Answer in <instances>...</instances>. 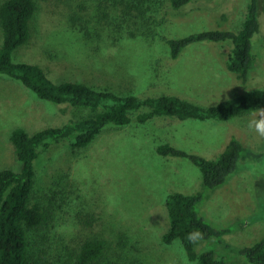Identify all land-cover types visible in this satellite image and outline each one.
I'll return each mask as SVG.
<instances>
[{
	"label": "rangeland",
	"instance_id": "1",
	"mask_svg": "<svg viewBox=\"0 0 264 264\" xmlns=\"http://www.w3.org/2000/svg\"><path fill=\"white\" fill-rule=\"evenodd\" d=\"M35 1L31 38L15 50L12 61L39 65L55 83L84 82L138 97L166 94L202 107L264 89V0H256L259 30L252 38L254 62L246 83L226 67L229 41L196 42L172 60L163 36L180 38L216 29L237 32L250 0H193L177 14L171 11L155 29L147 26L145 38H131L104 21L95 30L91 21L87 24L91 40L75 34L69 21L72 5L82 1ZM91 4L88 0L84 9L78 7L79 14L89 17ZM1 42L0 33V46ZM259 110L264 114L259 107L228 121L155 117L144 124L108 125L86 148L71 150L61 144L41 153L34 162L32 199L53 220L41 239L28 235L33 248L74 247L80 238L98 237L106 240L108 256L116 259L118 237L123 236L128 249L145 264H193L178 241L161 243L168 228L164 202L173 191H199L201 174L188 158L162 157L155 148L169 143L214 160L235 138L244 148L235 171L196 206L205 221L228 232L198 250L214 251L226 264L242 262L237 251L264 236V135L255 128ZM83 114L38 99L18 81L0 74V170L20 168L9 140L13 129L32 134Z\"/></svg>",
	"mask_w": 264,
	"mask_h": 264
},
{
	"label": "trees",
	"instance_id": "2",
	"mask_svg": "<svg viewBox=\"0 0 264 264\" xmlns=\"http://www.w3.org/2000/svg\"><path fill=\"white\" fill-rule=\"evenodd\" d=\"M78 1L82 2L71 3V29L75 34L91 40L90 26L87 25L91 21L95 30L99 28L97 24L101 25L104 21L113 23L118 30L123 29V33L131 38H145L148 35L147 26L152 25L155 29L160 21L168 20L171 11L177 14L193 0H90L92 11L89 17L77 10L78 7L84 9L88 0ZM257 9L256 0H250L237 32L216 29L180 38L163 36L170 59H177L187 46L196 42L229 41L231 48L225 57L226 67L239 81L246 83L254 62L252 38L259 30ZM36 10L35 0L0 1V74L18 81L38 99L65 105L84 114L61 126L47 127L32 134L20 127L11 131L9 140L20 168L0 170V264H145L141 257L128 249V241L123 236L118 237L116 259L108 256L106 240L98 237L80 238L74 247L61 244L51 249L43 245L35 250L28 235L34 233L41 239L53 216L33 202L34 162L41 153L61 144L71 150L88 147L108 125L125 126L132 121L144 124L155 117L228 121L247 115L259 107L264 109V89H253L202 107L166 94L138 97L98 89L84 82L55 83L39 65L12 61L15 50L31 38ZM117 32L122 38H127L122 32ZM243 149L241 142L233 138L216 159L209 160L187 154L169 143L158 144L155 148V152L162 157L188 158L201 174L199 191H173L167 194L164 202L168 228L161 236V243L167 246L178 241L190 263L226 264L225 260L217 258L214 251L198 250L207 241L224 238L228 230L217 229L205 221L196 206L206 192L215 191L227 182ZM237 254L243 261L235 264H264V236L252 245L241 247Z\"/></svg>",
	"mask_w": 264,
	"mask_h": 264
},
{
	"label": "clouds",
	"instance_id": "3",
	"mask_svg": "<svg viewBox=\"0 0 264 264\" xmlns=\"http://www.w3.org/2000/svg\"><path fill=\"white\" fill-rule=\"evenodd\" d=\"M261 118L255 122V128L258 132H260L262 135H264V114L262 113V110H259Z\"/></svg>",
	"mask_w": 264,
	"mask_h": 264
}]
</instances>
